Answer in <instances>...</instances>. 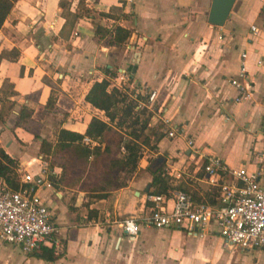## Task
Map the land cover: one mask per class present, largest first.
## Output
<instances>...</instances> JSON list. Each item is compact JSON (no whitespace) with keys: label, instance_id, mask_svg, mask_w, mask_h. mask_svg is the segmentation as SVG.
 Returning <instances> with one entry per match:
<instances>
[{"label":"crops","instance_id":"obj_1","mask_svg":"<svg viewBox=\"0 0 264 264\" xmlns=\"http://www.w3.org/2000/svg\"><path fill=\"white\" fill-rule=\"evenodd\" d=\"M59 1L16 0L0 27V51L18 50L15 59L0 60V88L6 82L16 93L3 101L13 105L0 121V148L19 164L42 157L40 138L53 140L59 128L83 134L92 116L106 121L102 111L84 100L92 81L103 77L100 67L128 73L141 93L155 92L150 109L139 116L148 115L149 145L142 146L134 172L120 173L125 185L102 198L87 195L79 186L53 187L50 179H57L61 168L49 167L42 157L56 174L48 178L50 187L38 193L52 213L58 253L48 246L24 253L0 240V264H264V248H227L214 225L200 237L144 222L149 170L185 168L186 178H169L168 188L187 184L200 197L212 192L214 201V189L191 178L194 162L213 155L231 168L257 169L258 153H264V22L259 0H234L221 26L206 21L210 0H62L64 6ZM97 25H119L130 35L121 47L103 46L93 34ZM141 37L133 48L130 43ZM241 53L250 95L234 102L236 91L227 79L237 74ZM258 59L263 66L256 65ZM50 89L54 105L46 109ZM21 105L31 109L27 122L35 130L13 126ZM50 115L61 118L46 138ZM188 139L195 155L189 152ZM158 157L162 161L156 166ZM259 182L264 183V175ZM125 217L140 224L134 241L119 227ZM48 251L52 259L43 257Z\"/></svg>","mask_w":264,"mask_h":264},{"label":"built area","instance_id":"obj_2","mask_svg":"<svg viewBox=\"0 0 264 264\" xmlns=\"http://www.w3.org/2000/svg\"><path fill=\"white\" fill-rule=\"evenodd\" d=\"M260 2V13L264 22V0ZM252 33L257 32L253 25L249 26ZM143 37L131 42L134 48ZM137 41V42H136ZM245 53L240 54L241 63L235 76L227 82L234 88V102L248 99L250 89L248 76L242 60ZM257 66H263V59L256 61ZM111 85L130 91L133 99L141 95L144 100L137 101L136 109H150L155 99V92H140L134 86L129 74L119 70ZM174 136L173 131L167 132ZM81 142L88 147L97 146L98 142L87 136H82ZM189 152L197 153L191 140L186 141ZM259 165L255 170H247L240 166L229 167L221 158L213 155L204 156L200 162H194L191 178H199L208 187L214 189L213 203L196 202L191 196L178 188H168L166 194H146L149 203L148 213L144 222L152 228H175L188 234L203 236L214 225L215 232L222 245L230 249L251 250L264 248V183L259 178L264 175V153H258ZM35 167L31 171L30 167ZM163 169V168H162ZM182 169L164 168L169 178H182ZM183 171V172H182ZM17 187L11 188L0 178V240L20 248L24 253L38 250L42 246L51 248L53 254L58 253L59 242L56 238L57 229L52 221V213L42 200L38 191L50 187L49 179L55 174L47 168L46 161L40 156H34L19 162L16 170ZM200 173V177L197 176ZM170 200V206L167 205ZM119 227L129 241H134L139 230L132 217H125L119 222Z\"/></svg>","mask_w":264,"mask_h":264},{"label":"trees","instance_id":"obj_3","mask_svg":"<svg viewBox=\"0 0 264 264\" xmlns=\"http://www.w3.org/2000/svg\"><path fill=\"white\" fill-rule=\"evenodd\" d=\"M16 0H0V27L14 6ZM60 6L64 2L60 0ZM84 13H88L83 8ZM98 44L103 46L121 47L130 35V30L119 25L111 28L95 26L93 31ZM18 56L16 48L0 51V60H13ZM103 77L100 80H93L90 84L84 100L90 106L103 112L106 121L92 116L83 134L59 128L53 140L40 138L38 152L47 161L48 166L58 165L61 168L57 179H50L52 186L56 189L60 187L79 186L86 191L87 195L102 198L108 191L124 186L120 173L131 174L137 167L138 160L142 155V146L148 147V137L146 135V125L148 115L139 119L143 113V108L136 109L137 100L130 96V91L120 89L111 85L110 80L116 76L115 67H100ZM16 94L11 85L4 82L0 88V105L6 101V97ZM13 103L9 102V106ZM54 105L53 91L50 92L44 103V108L50 109ZM31 115V109L24 105L18 107L17 115L13 121V126H20L27 121ZM0 121H3L0 112ZM82 136H87L96 140L99 145L88 147L81 142ZM100 144L102 146H100ZM122 147V150L120 148ZM18 162L9 157L0 148V178L11 188L17 187L16 168ZM150 190L147 194H166L169 177L161 166L149 170ZM178 189L189 194L192 200L206 201L213 203L212 192L200 197L191 190V186L184 184ZM149 203L146 202V206ZM52 259V254L48 251L43 256Z\"/></svg>","mask_w":264,"mask_h":264},{"label":"water","instance_id":"obj_4","mask_svg":"<svg viewBox=\"0 0 264 264\" xmlns=\"http://www.w3.org/2000/svg\"><path fill=\"white\" fill-rule=\"evenodd\" d=\"M233 1L234 0H210L206 21L211 25L221 26L228 15ZM161 161V157L156 158V166ZM147 189L148 185L146 186L144 191H146Z\"/></svg>","mask_w":264,"mask_h":264},{"label":"rangeland","instance_id":"obj_5","mask_svg":"<svg viewBox=\"0 0 264 264\" xmlns=\"http://www.w3.org/2000/svg\"><path fill=\"white\" fill-rule=\"evenodd\" d=\"M8 105H9L8 103H6V102H2L0 112L2 113V116H4V117H7V115H8V112H6V110H8V109H7ZM60 118H61V117H58V116L56 117V116H53V115H50V116L48 117L47 122H48L49 125H50V130H49L50 133L47 132V133L45 134V137H46V138L51 137V136L53 135V130H55L56 127L58 126L57 124H58ZM6 119H8V118H6ZM9 121H12V119H9ZM27 121H28V120H27ZM27 121H25L24 123H22L20 126H21L22 128H26V129H29V128L31 127L30 129L35 130V127H34L32 124L28 123ZM2 122H4V119H3ZM12 122H13V121H12ZM184 175H185V174H184ZM182 178H186V177H182ZM188 178H189V177H188ZM17 182H18V180H17Z\"/></svg>","mask_w":264,"mask_h":264}]
</instances>
